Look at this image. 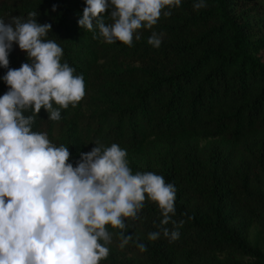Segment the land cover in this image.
I'll return each mask as SVG.
<instances>
[{
	"label": "trees",
	"instance_id": "1",
	"mask_svg": "<svg viewBox=\"0 0 264 264\" xmlns=\"http://www.w3.org/2000/svg\"><path fill=\"white\" fill-rule=\"evenodd\" d=\"M252 1L207 0L194 11L195 0H181L128 47L78 26L86 0H0L6 22L36 12L37 23L51 24L46 39L84 78L77 106L60 109V121L42 108L32 130L67 146L73 167L96 141L115 143L133 174L161 175L177 189L178 240L148 239L162 212L146 197L138 218L126 220L133 240L121 249L120 230L109 226V255L99 264H264V250L249 239L253 227L264 232V34L254 36L236 12ZM153 31L164 34L159 49L147 42ZM8 59L11 69L30 63L15 43ZM7 71L0 67V96Z\"/></svg>",
	"mask_w": 264,
	"mask_h": 264
},
{
	"label": "clouds",
	"instance_id": "2",
	"mask_svg": "<svg viewBox=\"0 0 264 264\" xmlns=\"http://www.w3.org/2000/svg\"><path fill=\"white\" fill-rule=\"evenodd\" d=\"M180 5L181 0H86L78 26L97 28L107 44L132 47L141 29H153L162 13L170 16ZM207 6V0H195L193 10ZM37 15L0 19V67L8 69L3 80L9 88L0 96V264H99L109 255V226L120 230L121 249L133 240L124 235L126 220L138 218L146 197L162 212L159 230L148 239L162 234L170 243L178 240L184 221L172 219L174 184L151 172L133 174L127 151L115 143L96 141L73 167L67 146L32 130L42 108L49 120L60 121V109L75 108L85 96L83 75L61 63L62 47L46 39L52 26L37 23ZM163 36L153 31L147 42L159 49ZM14 43L30 61L19 69L9 68ZM28 111L32 115L25 116ZM136 247L147 251L144 243Z\"/></svg>",
	"mask_w": 264,
	"mask_h": 264
},
{
	"label": "rangeland",
	"instance_id": "3",
	"mask_svg": "<svg viewBox=\"0 0 264 264\" xmlns=\"http://www.w3.org/2000/svg\"><path fill=\"white\" fill-rule=\"evenodd\" d=\"M236 12L241 15L243 22L250 24L249 28L254 36L259 37L264 34V0H253L237 8ZM249 239L264 250V232L262 230L257 227L251 228ZM239 259L247 260L246 257H239Z\"/></svg>",
	"mask_w": 264,
	"mask_h": 264
}]
</instances>
